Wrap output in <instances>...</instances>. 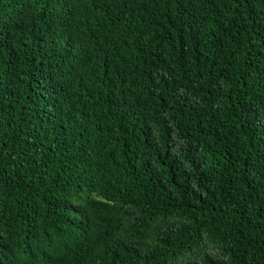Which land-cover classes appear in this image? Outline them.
Segmentation results:
<instances>
[{"label":"trees","instance_id":"trees-1","mask_svg":"<svg viewBox=\"0 0 264 264\" xmlns=\"http://www.w3.org/2000/svg\"><path fill=\"white\" fill-rule=\"evenodd\" d=\"M0 264H264V0H0Z\"/></svg>","mask_w":264,"mask_h":264}]
</instances>
